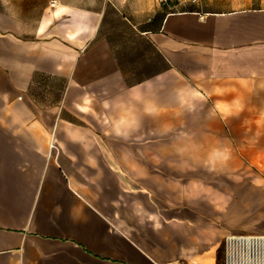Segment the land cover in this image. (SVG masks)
Segmentation results:
<instances>
[{
    "label": "crops",
    "instance_id": "1",
    "mask_svg": "<svg viewBox=\"0 0 264 264\" xmlns=\"http://www.w3.org/2000/svg\"><path fill=\"white\" fill-rule=\"evenodd\" d=\"M27 1L0 0V264H220L264 234V0ZM211 162L243 171L222 201L187 179Z\"/></svg>",
    "mask_w": 264,
    "mask_h": 264
},
{
    "label": "rangeland",
    "instance_id": "2",
    "mask_svg": "<svg viewBox=\"0 0 264 264\" xmlns=\"http://www.w3.org/2000/svg\"><path fill=\"white\" fill-rule=\"evenodd\" d=\"M46 3H50V2H45L42 0H28L27 1V6H28V22H35L36 19L39 17L41 10L43 8V6ZM16 3L12 2V5L14 6ZM17 4H19V2H17ZM38 16V17H37ZM218 164L220 163V169L219 171H215V170H200V171H195V170H189V176H188V180H189V186L192 188H196V187H206L207 185H213L214 187H219V195H220V199L225 200V198H227L228 194H229V190L230 188H232L233 186H235L236 184L240 183L239 181H237V178L242 177V173L243 171H236L235 174L233 172V169H231L232 171L230 172L227 168L229 165L230 168V164L232 162H211L210 164ZM252 173H247L246 176L249 177L250 179L252 178L253 180L256 179L254 177V172L255 175H259V169L264 170V162H252ZM190 173L192 174V176L190 175ZM194 173V175H193ZM199 174L198 176L195 175ZM236 175V176H235Z\"/></svg>",
    "mask_w": 264,
    "mask_h": 264
},
{
    "label": "built area",
    "instance_id": "3",
    "mask_svg": "<svg viewBox=\"0 0 264 264\" xmlns=\"http://www.w3.org/2000/svg\"><path fill=\"white\" fill-rule=\"evenodd\" d=\"M223 258L220 264H264V234L228 235L225 239Z\"/></svg>",
    "mask_w": 264,
    "mask_h": 264
}]
</instances>
